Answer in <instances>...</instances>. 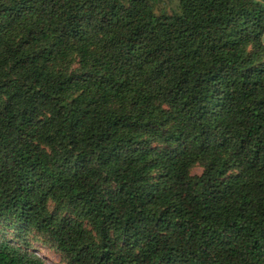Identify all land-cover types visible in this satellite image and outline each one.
I'll use <instances>...</instances> for the list:
<instances>
[{
	"label": "trees",
	"instance_id": "obj_1",
	"mask_svg": "<svg viewBox=\"0 0 264 264\" xmlns=\"http://www.w3.org/2000/svg\"><path fill=\"white\" fill-rule=\"evenodd\" d=\"M2 219L66 264H264V0H0Z\"/></svg>",
	"mask_w": 264,
	"mask_h": 264
},
{
	"label": "rangeland",
	"instance_id": "obj_2",
	"mask_svg": "<svg viewBox=\"0 0 264 264\" xmlns=\"http://www.w3.org/2000/svg\"><path fill=\"white\" fill-rule=\"evenodd\" d=\"M202 172L203 167L200 165L191 169L193 176H200ZM51 208L53 209V204H51ZM0 240H8L19 245L30 244V250L40 256L46 264H66L62 256L52 248L45 238L32 231H23L22 227L11 221L0 220Z\"/></svg>",
	"mask_w": 264,
	"mask_h": 264
}]
</instances>
